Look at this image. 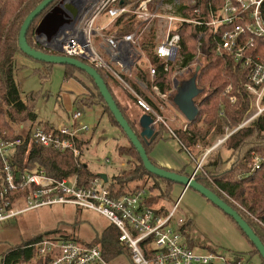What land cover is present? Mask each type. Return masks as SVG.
<instances>
[{
    "label": "built area",
    "instance_id": "1",
    "mask_svg": "<svg viewBox=\"0 0 264 264\" xmlns=\"http://www.w3.org/2000/svg\"><path fill=\"white\" fill-rule=\"evenodd\" d=\"M68 2L77 9V17L60 32L52 46L63 55L80 59L84 63L87 61L98 71H104L107 77L119 80L137 96L138 106L154 116L156 126L159 122L165 124L162 115L129 85V80L135 79L148 94L155 93L162 98L170 95L169 92L161 93L158 85L152 84L149 87L144 79L135 76L138 67L146 60L149 65L147 75L155 80L157 68L145 54L143 39L148 32H156L157 28L164 32L155 46V52L159 60L165 63L166 71L177 66L181 70L180 74L187 72L196 58L198 60L200 55L205 56L202 52L205 46H208L207 52L213 46L217 54L227 53L236 60H244L249 75L245 89L251 95V104L257 107L254 118L264 112V57L248 54L256 45L257 38L264 39V16L261 12L264 0H226L221 9H216L212 0H208L205 11L201 0ZM182 5L185 9L180 13L178 8ZM187 11H191L193 17L186 15ZM68 15L72 17L70 12ZM120 19L126 23H137V26L128 34L110 32ZM183 24L194 28L198 54L193 63L180 68V29ZM173 83V91H176L175 86L179 81L174 78ZM71 116V126L68 128L45 125L23 132L25 125H21L20 136L16 139L6 141L0 137V158L4 162L6 177L0 182V222L47 205H75L95 211L118 228L120 243L130 252L133 264H234L235 257L226 260L217 252L198 253L189 239L191 233L184 228L187 219L178 217L179 203L172 208L161 203L151 205L148 201L155 193L150 192V189L121 192L111 187L110 179L104 181L100 176L91 179L87 186H79L76 176L56 180L43 171L15 174L9 161L10 155L26 142L70 152L75 157L81 155L78 141L84 138L90 127L81 121V111H73ZM187 128L188 125L184 129ZM173 135L177 137L175 133ZM209 152L199 161L194 178L198 170L203 169L202 165ZM260 161L258 159L256 162L255 169L259 168ZM18 191L28 193L12 201L11 192ZM21 202L27 207L18 208ZM253 217L256 222L263 224ZM27 247H36L34 262L37 264H112L99 247L88 248L71 239L44 235L39 242L30 243ZM4 261L0 256V264H5ZM240 263L247 264L246 258L242 257Z\"/></svg>",
    "mask_w": 264,
    "mask_h": 264
},
{
    "label": "trees",
    "instance_id": "2",
    "mask_svg": "<svg viewBox=\"0 0 264 264\" xmlns=\"http://www.w3.org/2000/svg\"><path fill=\"white\" fill-rule=\"evenodd\" d=\"M43 1L44 0H0V137L6 141L19 137L20 126L25 125V122L31 121L35 123L38 120V114L35 108L39 100V95L32 92L28 95L27 101L23 100V98H21L18 83H16L15 80V72L17 68V57L22 54L28 56L20 49V32L22 25L27 16H29ZM57 1L58 0L55 2ZM124 1L127 2L130 0ZM201 1L203 10L205 11L208 0ZM212 2L216 9H221L226 0H212ZM54 4H52V6ZM51 7L34 19L26 34L30 46L37 51L39 50L45 53L54 52L46 49L42 44L36 43L35 29L40 23L42 16ZM184 9L185 7L182 5L178 8V11L183 13ZM261 12L264 16V4L261 8ZM185 14L189 17H193L191 11H187ZM134 27L135 23H126L124 20L120 19L111 28L110 32L127 34L131 33ZM180 31L182 39L180 42L181 49L178 66L183 68L193 63L197 54V40L196 32L191 26L183 24L181 25ZM255 44L256 45L251 48L248 54L264 57V39L257 38ZM156 45L157 33L153 30L145 35L143 39V48L157 68L155 80L151 83L152 79L149 78L142 66L136 70L135 76L139 79H144L149 87L152 84L158 85L161 93L164 94L174 90V83L171 75L175 66H172L168 71L165 70V63H162L156 55ZM206 61L207 62L201 67L200 72L197 74L198 85L204 91L203 96L199 98L197 102L201 110L200 115L194 123H188L187 130L181 129L177 132V138L181 140L183 147H185L191 155H193L192 153H194L195 150L203 153L205 149L212 148L217 138L226 135L228 130L233 131L238 128L243 123L242 121L245 113L249 109L248 106L251 100L249 91L245 89L246 83L249 82V75L248 67L245 66L244 60H236L231 54L227 53L224 55L217 54L212 46L208 52ZM39 62L48 69L53 67V64H48L43 61ZM85 62L88 63L87 61ZM64 66L65 80H70V78L77 79L78 77L76 74L80 72L87 77L86 79H89L93 83L95 88V92H91L88 95L90 99L86 100V97L85 99L83 98L75 101L77 109L80 110L81 108V110L84 111L85 107H93L94 105L101 106L103 111L108 115L112 125L120 128L121 132L130 143L129 146L120 144L117 151L119 156L128 158L129 163L134 164V166L129 169L126 168L121 173L115 175L111 180V187H116L120 189L121 192H124L122 190H124L125 186L136 184L137 181L147 177L150 179L153 178L154 180V183L150 187V192L158 191L160 194L163 192V195H166L167 192L170 191V188H172L174 182L163 179L146 170L138 149L133 145L132 141H130L125 130L117 123L104 96H101L95 81L86 71L74 65ZM44 73L46 75L50 74V72ZM99 73L104 80H106L109 90L112 95H114L115 93L112 91L113 85L122 83L112 77H107L106 73L102 70L99 71ZM78 80L86 84V81L83 79ZM129 82L132 85L134 84L132 87H134L148 103L156 107L154 101L139 87L137 81L129 80ZM129 95L132 99L135 98L137 100L135 95ZM114 98L117 105L122 110L116 95H114ZM122 111L124 112V110ZM201 121L202 125L199 124ZM131 125L135 131L139 133L137 126L132 123ZM162 132L159 133L156 139L161 136ZM86 134H84V136ZM90 140L85 141L83 138L78 141L81 148V155L77 157L70 152L46 148L42 144H28V142H26L24 146L18 147L16 151L10 155L9 161L15 174H24L26 172L41 173L43 171L46 175L56 180L73 178L76 176L79 186H87L91 179L100 176L95 173L83 159V155L90 144ZM143 143L145 147H148L145 142ZM226 147L229 151V166L222 169L225 161L220 154L218 157L214 158L213 161H211V157H209L207 163L205 160L206 164H204V168L198 170L195 179L211 191L217 193L224 201L231 205L239 215L249 223L253 230L256 231L264 244V112L259 115L258 118L254 119L252 123L231 134L226 141ZM258 159L261 160L260 165L258 169H255ZM153 163L156 164L154 161ZM164 169L176 171L181 175L192 176L194 174V172L190 173L186 171L185 167L181 170L168 167ZM5 178L4 162L0 158V182H3ZM163 185L167 187V190H163ZM136 189L141 190L144 188ZM27 193V191L11 192L10 198L12 201H15L20 196H26ZM157 200H159V197H157V195H152L148 203L151 205L159 204L156 202ZM253 216L260 222H263V224L261 225L259 222H256ZM230 219L236 224L232 217H230ZM191 226L192 221L187 220L184 228L190 232ZM236 226L241 231L237 224ZM56 232H58V230L49 233ZM49 233L35 235L23 244L13 246V248L2 252L0 256L5 260V264H37L38 262H34L36 247L28 248L27 246L30 243L39 242L44 235L51 236ZM242 233L246 237L244 232ZM59 237L76 240L79 243L83 241L77 237L67 235H60ZM120 237L121 235L118 228L110 223L102 234L97 235L95 241L80 244L88 248L99 247L104 253L105 258L113 263V261L122 256V254L129 252L128 249L120 243ZM246 238L249 240L248 237ZM252 246L253 249L250 252L252 255L259 256V264H264V259H262L259 251L253 244ZM128 254L131 260L130 252ZM234 257V264H242L240 263V259L243 257L242 254L237 253Z\"/></svg>",
    "mask_w": 264,
    "mask_h": 264
},
{
    "label": "rangeland",
    "instance_id": "3",
    "mask_svg": "<svg viewBox=\"0 0 264 264\" xmlns=\"http://www.w3.org/2000/svg\"><path fill=\"white\" fill-rule=\"evenodd\" d=\"M103 17L106 20L105 15ZM156 32L161 36V33L164 31L157 28ZM159 40H161V37H159ZM207 48L208 46H205L202 49L205 56L200 55L198 60L196 58V61L187 72L180 74L181 70L176 66L171 78H176L179 82L190 81L195 75L197 68L202 67L207 62ZM145 54L148 56L146 52ZM140 66L148 74L149 65L147 66V61L145 60ZM16 67L15 80L18 83L21 98L27 101L28 95L32 92L39 95L35 108L38 120L35 123L31 121L25 122L23 132H29L34 127L40 128L45 125L70 127V116L73 111L77 110L74 106V101L78 98L77 93H79L76 87L83 88L82 85L86 86V95L81 96L80 100L86 97V100L90 99L89 93L95 92L93 83L80 72L76 74L77 79L70 78V80H65V66L61 64H54L52 68L48 69L39 61L37 62L31 57L22 54L16 59ZM44 72H50V74L46 75ZM78 79H83L86 81V84H83ZM130 81L136 80L131 79ZM129 85L132 87L134 84L132 85L129 82ZM112 91L113 93H118L121 99L128 100L131 104L134 103V106H138L137 100L131 98L129 94L132 93L123 84L113 85ZM203 92L196 98V102L203 96ZM169 94L166 98H162L151 92L148 94L156 105L153 108L159 111L165 122V124L159 122L156 126L159 132L163 131L161 136L155 139L150 146L146 147L150 159L164 168L168 167L179 170L182 167H186L188 171L195 172L199 161L210 150L206 163L209 157L213 161L220 154L225 161L222 169L227 168L230 163L228 160L229 151L227 150L225 140H228V137L237 130L252 123L255 119L257 107L249 102V109L245 113L243 123L238 128L233 131L228 130L226 135L217 138L212 148L205 149L203 153L195 150L192 153L193 156L183 147V143L173 135V133L177 135L178 131L184 130L185 126L189 124L185 116L174 104V99L177 95L176 91H170ZM140 96L143 97L142 95ZM81 104L83 105L82 102ZM136 106L134 107L135 110L137 109ZM139 109L141 108L138 106ZM78 111L83 112L81 108ZM139 111L141 113V110ZM83 113L81 121L90 127L84 140L88 141L91 139L83 155V159L89 164L90 168L99 175L108 174L110 180H112L115 175L121 173L126 168L133 167L134 164L129 163L128 158L119 156L117 151L120 144L129 146L130 143L120 128L112 125L103 108L96 105L85 107ZM199 124L202 125V121ZM225 137L226 139H224ZM220 140H224L225 142L219 143ZM206 163L204 161L202 168H204V164ZM153 183V178L145 177L137 181L136 184L125 186L122 191H133L136 188L150 189ZM162 188L164 191L167 190L165 185ZM153 192L155 196L159 197V200L156 202L164 204L166 207L172 208L179 203L178 217L192 221L189 239L192 240L193 246L198 253L217 252L224 256L226 260H232L237 253H240L246 258L247 264L260 263L259 256L252 255L250 252L253 249L252 244L238 229L233 220L216 205L209 202L200 192L177 183L172 185V188H170V191L166 195H163V192L161 194L158 191ZM17 207L26 208L27 205L21 202ZM163 210L166 211V208L163 207ZM109 225V220L93 210L59 203L43 206L28 210L26 213H19L12 217V219L0 222V254L13 248V246L23 244L35 235L49 233L54 230H58V232L49 233L53 237L59 238L60 235H67L83 240L80 241L82 244L91 243ZM128 253L122 254L112 264H133ZM221 264L225 263L221 262Z\"/></svg>",
    "mask_w": 264,
    "mask_h": 264
},
{
    "label": "water",
    "instance_id": "4",
    "mask_svg": "<svg viewBox=\"0 0 264 264\" xmlns=\"http://www.w3.org/2000/svg\"><path fill=\"white\" fill-rule=\"evenodd\" d=\"M44 0L40 3L35 10L31 12L25 19L20 32V49L24 51L29 57L36 61H43L48 64H61V65H74L77 68L86 71L88 75L95 81L98 86L101 96H104L105 101L113 112L114 117L119 125L125 130L126 135L132 141L133 145L138 149L140 157H142L145 168L148 172L153 173L163 179H168L174 183L184 185L185 187H191L197 192H200L209 202L216 205L222 212L228 217H232L236 224L239 226L242 232L249 238L250 242L257 248L262 259H264V244L256 231L249 225V223L239 215V213L226 201H224L217 193L211 191L203 184L196 181L192 176L181 175L176 171L164 169L153 163L152 159L147 154L146 147L143 142L148 146L154 142L159 136L157 130L155 118L151 113H144L139 119V133L135 131L128 120L124 112L119 108L117 102L109 90L106 80L100 75L99 71L92 65L84 63L82 60L74 58L72 56H65L60 53V50L55 49L52 43L56 37L60 35V32L66 28L73 19L77 17V9L68 2V0ZM55 3V4H54ZM52 4H54L52 6ZM52 6V7H51ZM51 7L41 18L40 23L35 29L36 43L42 44L46 49L53 51L54 53H45L43 51H37L34 49L27 40V31L41 13ZM68 12L72 17H69ZM201 67L197 68V71L190 81H183L177 83L176 97L174 104L177 109L185 116L188 123H194L200 115V108L196 102V98L202 94L203 89L198 86L197 74ZM104 181H107L108 175H100Z\"/></svg>",
    "mask_w": 264,
    "mask_h": 264
},
{
    "label": "crops",
    "instance_id": "5",
    "mask_svg": "<svg viewBox=\"0 0 264 264\" xmlns=\"http://www.w3.org/2000/svg\"><path fill=\"white\" fill-rule=\"evenodd\" d=\"M136 26H137V23H135V27H134V29L136 28ZM133 29V30H134ZM132 30V31H133ZM153 31V30H152ZM126 34V33H125ZM128 34V33H127ZM159 37H160V35L158 34L157 35V43L160 41L159 40ZM79 82V81H78ZM83 86V88L82 87H76L77 88V92H79V93H77L78 94V98H76V100H78L79 98H81V96H85L86 95V86H84V85H82ZM78 88H79V90H78ZM114 95H116V98H117V100L119 101V103H120V105H121V108H122V110H124V113L126 114V116H127V118L130 120V122L133 124V125H135V126H137V128H139L140 129V126H139V119H140V117L145 113V111L144 110H142V109H139V110H141V113H139L140 111L138 110V106H136L137 107V109L135 110V106H134V103L133 104H131V102H129L128 100H124V99H121L120 98V95L118 94V93H115ZM75 100V101H76ZM75 101H74V106H75ZM75 108L77 109V107L75 106ZM77 110H79V109H77ZM76 110V111H77ZM82 112V111H81ZM84 112V111H83ZM82 112V113H83ZM73 113V112H72ZM84 114V113H83ZM72 115V114H71ZM71 117L72 116H70V120H71ZM50 126V125H49ZM52 127H55V126H52ZM138 129V130H139ZM86 136V135H85ZM84 136V137H85ZM183 168V167H182ZM185 169H186V167H185ZM179 170H181V169H179ZM186 171H188L187 169H186ZM188 172H190V173H193V171H188ZM108 175V174H107ZM108 178L110 179V177H109V175H108Z\"/></svg>",
    "mask_w": 264,
    "mask_h": 264
}]
</instances>
